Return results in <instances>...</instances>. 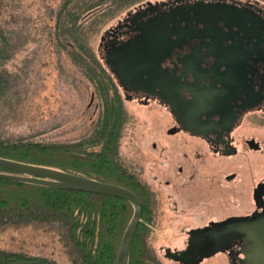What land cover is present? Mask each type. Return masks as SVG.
Masks as SVG:
<instances>
[{"label": "rangeland", "instance_id": "1", "mask_svg": "<svg viewBox=\"0 0 264 264\" xmlns=\"http://www.w3.org/2000/svg\"><path fill=\"white\" fill-rule=\"evenodd\" d=\"M61 2L0 0V28L8 33L12 51L6 67L9 91L0 100V135L73 142L88 137L97 125L104 103L98 84L71 58L69 49L54 39ZM137 5L100 22L101 34L96 35L91 48L99 51L100 35L107 30L105 37ZM92 18L94 15L83 21L89 40L92 26L97 25ZM118 86L127 118L121 140L123 161L143 175L155 197L151 244L155 263L172 264L167 252L185 248L193 229L209 218H225L252 208L254 185L264 179V112L245 116L239 129V152L220 157L199 138L172 136L174 121L166 104L129 99ZM252 136L261 141V149L250 148L246 138ZM179 164L185 167L182 173L177 172ZM233 172L236 176L229 179L227 175ZM43 228H0V247L74 264L63 245L65 239L54 234L57 228L49 232ZM197 264L231 262L223 252Z\"/></svg>", "mask_w": 264, "mask_h": 264}, {"label": "trees", "instance_id": "2", "mask_svg": "<svg viewBox=\"0 0 264 264\" xmlns=\"http://www.w3.org/2000/svg\"><path fill=\"white\" fill-rule=\"evenodd\" d=\"M148 1L61 2L54 39L69 49L75 62L86 68L87 74L98 84L104 100L97 125L88 137L73 142H50L0 135L1 157L99 178L135 191L142 201L143 214L134 235L129 264H156L151 245L155 229V197L148 191L142 177L123 161L121 140L127 121L126 109L119 91L120 83L114 79L115 75L104 58L102 43L107 30L100 35L102 40L98 49L101 52L97 53L90 44L101 32L100 22L113 19L131 6H145ZM93 15V24L96 22L97 25L92 26V39L89 40L91 35H85L83 21ZM10 44L8 33L0 28V100L8 94L10 86L6 69L12 56ZM0 171L19 173L3 166H0ZM134 211V204L119 195L0 177V228L30 225L45 227L43 229L47 232L57 228L54 234L65 239L63 245L74 264H116L124 232ZM0 264L60 263L47 255H31L0 247Z\"/></svg>", "mask_w": 264, "mask_h": 264}, {"label": "flooded vegetation", "instance_id": "3", "mask_svg": "<svg viewBox=\"0 0 264 264\" xmlns=\"http://www.w3.org/2000/svg\"><path fill=\"white\" fill-rule=\"evenodd\" d=\"M182 1L184 4L203 1L219 6H231L236 9V13L246 19V22L242 27L239 24L230 27L225 20H219V27L212 32L209 29L202 31L204 24L201 22L195 25L193 27L195 34L187 36V41L180 46H175L163 61V66L170 73L173 81L171 95L159 86H151L147 81L136 84L119 83L124 94L129 98L139 97L146 102L153 99L166 104L171 109L174 121V125H171L172 136L177 133L180 137L187 135L199 138L213 154L220 157L236 155L239 152V129L245 116L257 111L264 112V2L262 0ZM174 4H160L159 7L142 15L127 12L105 36L102 43L104 54L105 47H111L114 41L122 42L141 34L145 27L144 23L149 22L156 15H162L163 11H169ZM141 12L143 13V9ZM191 13H194L193 9ZM185 24L186 21H182V25ZM215 39L220 40V43L215 45ZM232 63L236 64L238 77L233 82H228L224 72L227 71L228 64L232 65ZM192 91L195 94L200 92L206 102L209 99V106L205 109L214 108L210 116L204 113L202 121L195 123L185 117L186 104L195 98ZM161 95H170L171 104L163 101ZM246 142L250 148L257 150L262 148L261 141L253 136L247 137ZM184 169L183 164H179L177 172L182 173ZM140 176L143 179V175ZM235 176L236 172L227 175L229 179ZM252 202L253 206L249 211L225 218L212 217L203 222L199 228L193 229L192 233H189L185 248L177 252L174 250L167 252L172 264H197L223 252L228 254L231 264H246L247 256L242 250L244 239L236 240L225 250L207 255L208 251L212 250L209 247L213 243V235L211 239L208 231L218 222L231 216H249L264 212V179L254 185ZM199 240L207 251L202 258L199 253L193 256V242H200ZM196 258L198 260L194 261L193 259Z\"/></svg>", "mask_w": 264, "mask_h": 264}, {"label": "water", "instance_id": "4", "mask_svg": "<svg viewBox=\"0 0 264 264\" xmlns=\"http://www.w3.org/2000/svg\"><path fill=\"white\" fill-rule=\"evenodd\" d=\"M169 3L175 4L169 11H163L162 15H156L149 22L144 23L145 27L141 34L122 42L114 41L111 47H105V62L120 83L136 84L147 81L151 86H159L160 89L171 95V82L173 81H171L170 73L164 68L163 61L175 46H180L187 41V36L195 34V28H193L195 25L201 22L204 24L202 31L209 29L212 32L219 27V20H225L230 27L235 24L242 27L246 22V19L236 13V9L231 6H219V4L204 3L203 1L184 4L182 0H149L145 6L137 7V11L130 10L128 13L142 15L159 7L160 4ZM140 8L143 9V13ZM191 9L194 10V13H191ZM237 18L245 20L240 21ZM184 20L186 21L185 26L182 25ZM214 43L215 45L219 44L220 40L215 39ZM232 65L228 64V69L224 72L228 82H233L238 77V71L235 70L236 64L232 63ZM135 89L137 90V87ZM192 93L195 98L186 104L185 117L195 123L202 121L204 113L210 116L214 108L205 109L209 106V99L206 102L200 92L195 94L192 91ZM170 95H161L163 101L171 104ZM216 110L220 112L219 109ZM0 166L19 172L0 171V177L57 188L114 194L130 200L134 204L135 211L124 232L116 261V264H129L134 235L143 214L142 201L135 191L124 185L99 178L1 156ZM212 235L213 243L209 247L212 250L208 251L207 255L225 250L236 240L244 239L242 250L247 256L246 264H264V212L226 218L210 228L208 236L211 239ZM193 248V256L199 253L202 258L207 252L201 241L193 242ZM198 258L193 260L196 261Z\"/></svg>", "mask_w": 264, "mask_h": 264}]
</instances>
